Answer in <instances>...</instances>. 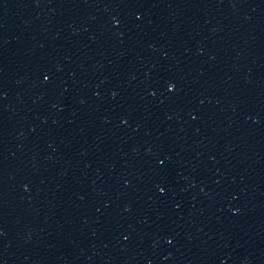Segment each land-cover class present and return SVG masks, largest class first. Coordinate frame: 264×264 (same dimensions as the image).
<instances>
[{
  "label": "water",
  "instance_id": "obj_1",
  "mask_svg": "<svg viewBox=\"0 0 264 264\" xmlns=\"http://www.w3.org/2000/svg\"><path fill=\"white\" fill-rule=\"evenodd\" d=\"M0 264H264V0H0Z\"/></svg>",
  "mask_w": 264,
  "mask_h": 264
},
{
  "label": "snow or ice",
  "instance_id": "obj_2",
  "mask_svg": "<svg viewBox=\"0 0 264 264\" xmlns=\"http://www.w3.org/2000/svg\"><path fill=\"white\" fill-rule=\"evenodd\" d=\"M45 79H47V77H45ZM167 89H168L169 91L173 90V85H172L171 83H169V84L167 85ZM161 163H163V162L161 161ZM160 191L163 192L164 189H163V188H160Z\"/></svg>",
  "mask_w": 264,
  "mask_h": 264
}]
</instances>
